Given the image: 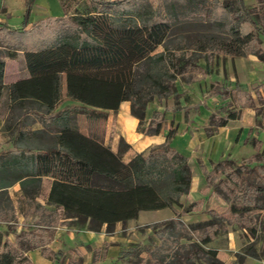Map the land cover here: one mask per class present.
Wrapping results in <instances>:
<instances>
[{
  "label": "trees",
  "instance_id": "1",
  "mask_svg": "<svg viewBox=\"0 0 264 264\" xmlns=\"http://www.w3.org/2000/svg\"><path fill=\"white\" fill-rule=\"evenodd\" d=\"M255 1L256 7H248L245 0H161L154 7L146 0H91L84 13H68L64 0H58L63 15L56 18L41 19L27 29L25 22L18 29L0 23V105L5 95L9 108L32 112L44 128L54 129L44 148L12 147L0 152V222L15 219L8 195L14 185H19L17 212L24 219L36 214L41 220L33 231L16 237L24 244L8 239L0 243V264H32L25 253L34 248L54 259L47 245L60 215L87 223L93 231L106 225L111 233L117 223L134 220L141 211L162 208L170 209L173 216L150 226L147 243H135L124 251L127 264H221L218 251L207 245L235 226L245 232L248 244L236 253L233 264H243L247 258L264 263L262 141L252 139L254 153L240 161L223 158L211 162L209 170L198 162L204 190L223 205L207 209L206 221L186 224L181 217L201 201H192L184 209L179 202L188 195L192 167L171 146L176 134L172 122L164 126L163 143L133 154L126 162L121 157L130 146L121 137L113 153L70 126L73 114L102 118L128 102L137 132L157 135L164 112L155 108L148 118V107L178 98L177 81L187 85L198 74H211L214 56L244 57L253 52L264 60L259 48L264 0ZM33 2L27 0L26 14ZM185 22L210 25L218 33L170 41L172 27ZM18 53L24 57L28 77L5 86V62L16 60ZM227 92L218 94L230 95L228 105L234 109L223 116L212 113L205 126L207 136L237 119L239 110L252 103L251 95L236 82ZM64 102L71 105L59 107ZM18 135L26 134L19 131ZM46 177L51 179L44 196L49 207L36 199L42 196L41 182Z\"/></svg>",
  "mask_w": 264,
  "mask_h": 264
},
{
  "label": "rangeland",
  "instance_id": "2",
  "mask_svg": "<svg viewBox=\"0 0 264 264\" xmlns=\"http://www.w3.org/2000/svg\"><path fill=\"white\" fill-rule=\"evenodd\" d=\"M113 1V0H110ZM147 2L151 3L154 7L157 3L161 2V0H146ZM222 1V0H219ZM26 2L27 0H0V23H4L6 26L13 28L12 25L15 23H18V27L21 28V26L25 22V26L29 24L32 20H40L41 18H47V17H58L61 16L62 11L60 9V5L58 0H34L32 3V6L29 13L26 14ZM91 0H64L65 8L68 13L79 11L83 12L86 11V9H89ZM4 3V4H3ZM245 4L248 7H256V1L255 0H245ZM7 8V13H3L2 11H5ZM218 29L215 27H212L210 25L206 24H193V23H182L178 25H174L171 29V33H173V36H171V40L174 42H179L181 37L184 39L187 38L189 40H193L196 37H200L202 34H216L218 33ZM260 42H259V48L264 53V36L260 34ZM172 41V42H173ZM252 46H247V49L250 51ZM3 49V47H1ZM158 51L161 50L159 47L157 49ZM18 55V54H17ZM242 61L244 63V71L241 75H236V73H233L234 76L231 75V79L228 78V73L225 71V66L230 65L228 63V57H222V56H214L210 62L212 72L211 74H208V77H213L214 74L218 73L221 68L223 71V80L222 81H216L211 82L212 86H205L204 92L202 93V96L199 97V100L197 103H194L191 97V94L188 88H183L181 90H178V85L181 86H187L181 81L176 82V89L178 94L180 96L178 98L171 99L172 97H169L168 99L161 102V104L165 105V110L169 113H173V109H178V112L184 113L183 117H181V121L183 123H186L190 118L193 117L195 114H199L198 107L200 105L204 108H207V116H203L199 118V121H203L204 125L207 126L209 124V117L212 113L220 114L221 116L225 115L226 112L231 111L234 109V107L229 106L228 102L230 101L229 96L227 95V91H229L233 87V83L236 82L240 85L241 89L244 91H247L252 98V103L245 107L241 108L239 110L238 114V123L240 125H250L248 129L239 132V130L233 135V138L231 139V146H225L224 148H220L221 145H218L215 148L216 155L220 157L222 151V157L224 158H230L231 160L240 161L242 159H245L254 153V150L252 149L251 140L252 139H258L262 141V145L264 144V60H259V58L256 56L255 53L250 52L247 55H244V57H241ZM259 61V72L260 76L254 78L253 80L250 79L248 76L247 68L251 67V62ZM229 67V66H228ZM11 70L16 72L19 76L23 75V70L21 68V61H17L12 65ZM11 70L9 69L10 73ZM229 73H232L230 71ZM205 75L203 73L198 74L195 79L196 81H193L192 83H198L201 80H204ZM256 79V80H255ZM62 89H61V96H64L65 94V83L62 79ZM191 84V83H190ZM253 85V86H252ZM245 86V88H243ZM224 90H226V95L222 97L218 93H224ZM5 96V95H4ZM3 96V97H4ZM211 98L217 99L216 103H213L211 105ZM228 98V99H225ZM3 99V98H2ZM185 104V107H182V102ZM172 104L173 106H166V104ZM205 103L212 107V109L206 107ZM124 104V103H123ZM71 105L70 102H64L62 105ZM155 103H152L148 107V116L154 110ZM189 107V110H183V108L187 109ZM58 107V109H59ZM162 107V106H161ZM34 110L41 112L42 110L36 109L33 107ZM57 109V110H58ZM25 114L31 115L32 112L24 113L22 109L19 108H9L7 104V99L4 97V99L1 102L0 105V152L2 150H8L12 147L20 148V149H31V148H44L46 145L50 143V137L48 133L50 131H54L53 128H50L48 126H45V128L41 124L35 123L32 118L25 117ZM106 117L102 118H96V117H85L81 114H73V117L70 121V126L76 128L80 133H82L85 136L92 137L99 141L100 143L104 144L105 146L109 147V149L115 153L114 151V145L118 144L119 139L117 138V134L120 132L119 125L115 123L114 118L111 117L115 115L114 112H107ZM207 117V118H205ZM1 121H3L1 123ZM173 126L176 128V134L174 135L175 142L172 144L173 146L177 145L180 150L184 148V139L180 138L183 134L182 129L184 126H180V121L175 123L172 122ZM182 123V124H183ZM4 125H6L5 128ZM202 126V125H200ZM41 128V129H38ZM45 130L46 133H42L39 130ZM19 131L25 132V136H19ZM31 131H38L36 134H32ZM41 132V133H39ZM244 133V135H242ZM141 134V133H140ZM240 134V135H239ZM180 135V137H178ZM240 136L243 145L240 143H236V138ZM247 145H249V148L252 149V153L249 154L247 152ZM261 145V146H262ZM153 147V146H152ZM155 147V146H154ZM247 147V148H246ZM151 148V147H149ZM147 148V149H149ZM196 149V148H195ZM194 149V151H196ZM204 149H207L209 151V148H206L204 146ZM183 151V150H182ZM219 151V152H218ZM129 153V152H128ZM124 154L121 159L122 161L126 162L128 160V154ZM217 157V158H218ZM241 158V159H240ZM199 161V159H198ZM197 161V162H198ZM218 160L215 158L214 162H217ZM193 162V168L195 172H198V163ZM200 172V171H199ZM200 176V175H198ZM193 180V179H192ZM49 179H44V183L42 182L43 186L48 183ZM205 185V180L200 183V180H193V185L188 195L181 196L179 198V202L182 204V208H186L189 203L193 201V195H197V191H201L200 188H203ZM208 190H202L200 194L203 196L201 203L195 210L191 211V213L184 215L181 217L182 221L186 224H191V222H197V221H206L208 219V215L206 214L207 209L210 207L218 208L220 205H223V203L219 200H217L215 197L209 196ZM9 195L10 199L13 201V207H14V214L15 219H12L10 221H4V223L0 222V243L2 244L5 239H9L13 243H17L18 245L24 244V242H21L16 240V237L23 233L28 234L29 232L33 231L35 229V226L40 223L41 220L36 219V216L33 215L30 218H22L23 215L21 213L17 212L18 205H17V195L18 191L16 192L13 188L9 189ZM43 195V192H42ZM37 199H42V196L38 197ZM38 202V200H37ZM182 208H178L180 210H183ZM211 209V208H210ZM144 213V214H143ZM140 214L138 219H135L133 222H127L121 224L120 229L116 231V236L118 238V243H116L119 246L118 255L115 257V260L111 264H127L126 261V254L124 251L128 250L131 245H135V243H147L148 242V235L150 232V226L154 223L159 222L164 215H166V212L160 213L156 211H148L143 212ZM21 214V215H20ZM58 214L60 215L61 212L58 211ZM206 215V216H205ZM171 216V215H170ZM168 218V217H166ZM166 218H163V220H166ZM65 218L60 219L56 222L54 227H57L59 225H67L69 226L71 223L75 226L82 225L79 224L78 221L76 222H67L63 220ZM155 220V221H154ZM163 220H160L162 222ZM73 225V226H74ZM245 232L243 230L238 229L236 226L231 227L228 229L227 233L222 234L220 237L216 238L213 242H211L207 247L215 249L218 251V257L221 261V264H233L236 260V253L241 252L242 248L248 244V238L244 234ZM233 234L235 236V242L233 245H231V237L230 235ZM54 236V234H53ZM53 238V237H52ZM109 246V243L104 244L99 250V252H96L97 254L96 259L100 260L105 257V251L107 247ZM36 250H40V248H35ZM53 264H81L80 258H71L66 257L63 255V253L56 254L53 259ZM98 264H105L104 261H101Z\"/></svg>",
  "mask_w": 264,
  "mask_h": 264
},
{
  "label": "crops",
  "instance_id": "3",
  "mask_svg": "<svg viewBox=\"0 0 264 264\" xmlns=\"http://www.w3.org/2000/svg\"><path fill=\"white\" fill-rule=\"evenodd\" d=\"M2 12L7 13V8L5 11H2ZM61 15H63V11H62ZM41 19H44V18H41ZM41 19L40 20L35 19V20L30 21L29 24L27 25L26 29L30 28L33 23L41 21ZM12 27L18 29L19 28L18 23H16V24L14 23L12 25ZM16 60L21 61V68L23 70L22 76H19L16 72L11 70L12 65L16 62ZM16 60H14V61L7 60L5 62V66L3 69L4 70L3 85H5V86H9L12 83H15V81H17V80L24 79V78L28 77V73L24 68V57H23V55L21 53H18V58ZM228 63L230 65H228L229 67L225 66V71H226V73H228L229 80L231 79L230 78L231 75L234 76L233 73H236L237 76L243 74L244 63H243L241 57L231 58L229 56L228 57ZM259 65H260V63L257 60L254 62H251V67L247 68V72H245V75H246V73H248V76L246 75V77H249L252 80L256 77H259L260 76L259 72H261V71H259V69H260ZM9 69L11 70V73H10ZM222 69L223 68H221L220 71H218V73L214 74L213 77H208L206 75L204 80H201L198 83L194 82V83H191L187 86L178 85V90H181L183 88H188L190 93H192L191 97H192L193 102L197 103L199 100V97H201L202 93L204 92L205 86L206 87L209 86L211 82L222 81L224 79ZM230 71H232V73H229ZM243 88H245V86ZM178 92L180 93V91H178ZM4 97H3V99H4ZM171 99L173 100V98H171ZM225 99H228V98H225ZM216 101H217V99L211 98V105L213 103H216ZM123 103L120 104L115 115L112 116L111 118L112 119L114 118L115 123L119 125L120 132L117 134V138L121 137L130 146L129 151L126 152V153H128V152L130 153V155L128 156V159L130 157H132V155L135 153H141L149 147H152V146L156 147V146H159L161 143H163L165 140L164 135L166 133V129L164 128L165 125H166V128H168L171 125V122L174 121L175 123H177L180 121V126H184V128L182 129V131H183L182 136L180 137V135H178V137L184 139V148H182L183 151L180 150L177 145H175V146L172 145L175 142V139L173 141H171V146L174 149H176L177 151H179L181 154H183L185 157H187L189 165H191V167H192L190 189L193 185L194 179L197 180V182H198V180H200V183H202V181L205 180L203 178V175H202L200 169H199V165H198V172H195L193 165H192L193 162H197L199 159L198 162H201L202 165H205V168L207 170L211 169L210 163L211 162L215 163L214 162L215 158L217 160L224 158V157H222V151H220V153H221L220 157H218V155L215 156L216 155L215 148L218 145H221V147H220L221 149L224 148L226 145L230 147L231 142H232L231 139L233 138V135H235V133L238 130L241 134L242 131L248 129L250 126V125L248 126V125H243V124L240 125L238 123L239 122L238 119L240 118L239 117L237 119H233V120L229 121L225 126L218 127L213 135L207 136L205 133V128H203V125H204L203 121H205V120H203L201 122L199 121V118L203 117L204 115L207 116V113H205V112H207V108H204L200 105V107H198L199 108L198 109L199 114L197 113V114L193 115V117L190 118L186 123H183L181 121V117H183L184 113H181L178 111L173 112V113L172 112L169 113L168 111H164L165 105L159 104V106L155 105L154 110L156 108L158 111L160 110V111L164 112V115H163L164 124H163L162 128L160 129V132L157 135H146L145 136V135L138 133L136 130L137 126H138L137 119L134 118L132 115H130L129 103L128 102H123ZM205 105L209 109L210 108L212 109V107H209L206 103H205ZM166 106H173V105L168 103V104H166ZM181 106L185 107V104L182 102ZM189 107L190 106H188L187 109L183 108V110L188 111ZM109 112H111V111H109ZM152 112H153V110H152ZM152 112L149 114L148 118L151 116ZM27 116L32 118L33 121H35V123L39 124V122L34 119L32 114L31 115L25 114V117H27ZM205 118H207V117H205ZM2 122L3 121H1V123ZM200 125H202V126H200ZM38 129H41V128H38ZM242 135H244V133H242ZM236 141H237L236 143H240L241 145H243L240 136L238 138H236ZM117 145L118 144L116 142V144L114 145V148H113L114 151L117 149ZM204 146L206 148H209L208 149L209 151H207V149H204ZM247 147H246L247 152L249 154H251L252 149L249 148V145H247ZM194 149L196 151H194ZM198 175H200V176H198ZM46 178H48L49 181L46 185V189H45V185L43 186V184H42V192H43L42 198H43V200L36 198L38 200V203L40 205H42L43 207H49V206H45L44 196L47 194V192L50 189L51 179L49 177H46ZM46 178L42 179L43 183H44V179H46ZM204 187H205V185L203 186V188H200V190L201 191L204 190ZM10 188H13L16 192L18 191V195H19V185H14ZM10 188H8V195H9V189ZM201 191H197V193H196L197 195H195V196L193 195V201H201L202 200L203 196H201L202 194H200ZM18 195H17V197H18ZM9 197H10V195H9ZM17 197H16V199H17ZM210 208L216 209L215 207H210ZM148 211H156V212H160V213H162V211L166 212V215H164L160 220H163V218H166V217H168L166 219H169L173 216L172 211L168 208H162V210H148ZM148 211L139 212L138 216L136 218H134V220L138 219L141 213L148 212ZM33 215L36 216V219L38 218V216L36 214H33ZM33 215H30L29 218ZM262 219L264 221V212L262 214ZM63 220L70 222V223L75 222V219H72V218H65ZM134 220H128L125 223L133 222ZM160 220H158V221L160 222ZM1 223H4V222H1ZM86 224L87 223H85L83 225L75 226L74 224L71 223L69 226L62 224V225L55 227L54 236L50 240V242L48 243L47 249H49L55 255L59 254V253H63V255H65L66 257L69 256L71 258H75V257L80 258L81 264H98L101 261H104L105 264H111L115 260V257L118 255L119 246L116 244V243H118L116 231H118V229H120L122 223H117L114 231L111 233L106 232V225H103L99 229V231H93V230H89L87 228ZM230 237H231V245H233L235 242V236L233 234H231ZM106 243H109V246L107 247V249L105 251V254H106L105 257L103 259L97 260L96 259L97 254H95V253L99 252L100 251L99 249ZM0 250H1V248H0ZM25 255L29 258V260L32 262V264H53L52 263L53 258L43 256L41 254V250H36L35 248L33 250L27 251L25 253ZM243 264H264V263L262 261H258V260L253 259V258H247Z\"/></svg>",
  "mask_w": 264,
  "mask_h": 264
}]
</instances>
